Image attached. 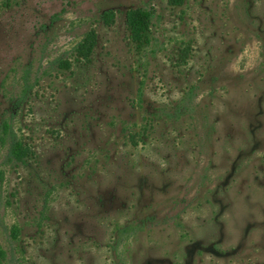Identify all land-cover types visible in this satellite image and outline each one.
<instances>
[{"label": "rangeland", "instance_id": "1", "mask_svg": "<svg viewBox=\"0 0 264 264\" xmlns=\"http://www.w3.org/2000/svg\"><path fill=\"white\" fill-rule=\"evenodd\" d=\"M0 246L1 264H264V0H0Z\"/></svg>", "mask_w": 264, "mask_h": 264}, {"label": "trees", "instance_id": "2", "mask_svg": "<svg viewBox=\"0 0 264 264\" xmlns=\"http://www.w3.org/2000/svg\"><path fill=\"white\" fill-rule=\"evenodd\" d=\"M171 4H180L183 0H168ZM112 11H105L103 13L104 19L107 22L112 21ZM152 12L150 9L144 7H137L132 9H127L125 11V24L129 31L130 39L137 44L138 47H142L143 44H147L149 40L148 28ZM109 20V21H108ZM95 44V35L94 31L90 30L78 40L73 47V51L77 56H80L84 59H88L91 55L92 49ZM59 64L63 68L69 67V61L60 60ZM1 131L3 135L10 136V141L8 145V155L17 161H23L24 156L26 155L25 149L21 145V142L14 138L13 132L10 129V126L6 122L1 123ZM4 255V251L0 246V264L1 259Z\"/></svg>", "mask_w": 264, "mask_h": 264}]
</instances>
